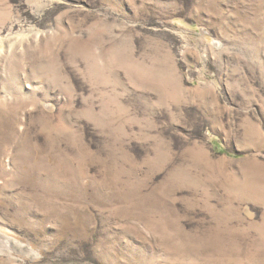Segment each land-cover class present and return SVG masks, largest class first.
I'll return each mask as SVG.
<instances>
[{
    "label": "rangeland",
    "instance_id": "374dc122",
    "mask_svg": "<svg viewBox=\"0 0 264 264\" xmlns=\"http://www.w3.org/2000/svg\"><path fill=\"white\" fill-rule=\"evenodd\" d=\"M0 264H264V0H0Z\"/></svg>",
    "mask_w": 264,
    "mask_h": 264
}]
</instances>
